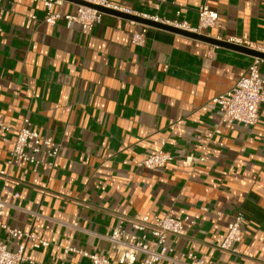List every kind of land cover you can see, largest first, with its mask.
<instances>
[{
    "label": "crops",
    "instance_id": "crops-1",
    "mask_svg": "<svg viewBox=\"0 0 264 264\" xmlns=\"http://www.w3.org/2000/svg\"><path fill=\"white\" fill-rule=\"evenodd\" d=\"M109 1L168 19L185 9L192 26L207 5L219 20L205 35L264 45V0ZM58 10L75 12L76 4ZM44 17L33 0H4L0 10V172L10 177L0 178V198L9 204L1 221L50 244L29 243L22 264H92L66 248L109 255L114 228L124 222L134 233L131 220L169 212L195 222L169 237L175 253L264 264V106L255 126L222 123L211 106L247 73L253 56L152 26L136 46L132 35L143 24L110 14L87 36L78 25L49 26ZM261 72L264 78V64ZM26 117L61 144L52 169L9 165ZM216 128L221 133L210 137ZM159 151L174 160L139 167ZM187 157L206 161L187 164ZM237 212L247 218L239 253L222 252L217 244Z\"/></svg>",
    "mask_w": 264,
    "mask_h": 264
},
{
    "label": "built area",
    "instance_id": "built-area-1",
    "mask_svg": "<svg viewBox=\"0 0 264 264\" xmlns=\"http://www.w3.org/2000/svg\"><path fill=\"white\" fill-rule=\"evenodd\" d=\"M4 0H0V10ZM43 5L45 9L44 21L49 26H56L64 22L67 28L78 25L84 35H90L94 27L103 22L104 13L97 9L76 5L75 12L58 10L62 7L65 0H33ZM96 6L118 10L127 14L148 19L154 23L166 25L175 29L205 34L206 31L214 28L219 20V13L207 5H203L198 10V24L192 26L186 18V10L178 9L175 18L168 19L159 15L150 16L147 14L134 13L133 11L120 8L110 3L109 0H82ZM136 24V23H134ZM148 25L143 24L142 30H135L132 35V44L143 46L146 42ZM2 32L0 26V33ZM231 44L245 46L252 50L264 53V45H254L237 37L228 39L218 38ZM264 59L253 57L247 73L242 76L236 85L229 91L214 98L211 106L218 109L221 113V122L225 124H244L255 126L259 122L260 111L264 106V78L261 66ZM3 129L6 126L1 124ZM221 129L216 128L209 134L210 137L220 134ZM61 144L49 136H44L32 127L29 118H23L21 128L18 131L14 150L9 161L10 166L20 164L46 165L52 169L59 157ZM174 160L169 152L159 151L148 156L140 164V168L159 169L165 168ZM206 158L187 157L186 163L204 162ZM0 178L9 182L10 177L7 171L0 172ZM8 197L18 199L20 194L4 189ZM9 204L5 199L0 198V232L7 235V242L0 239V264H22L29 261L25 257V251L29 243L34 248H47L49 242L40 240L36 235L23 232L12 228L1 221L5 215V210ZM134 233L124 230V222L114 228L108 237L111 243L109 255L88 253L83 250L68 247L66 253H75L91 260L92 264H112L113 256L119 264H223L208 263L193 253H175V250L168 245L171 236H182L188 224L194 225L195 222L189 217L178 218L174 212H169L165 217L155 216L153 218L144 216L130 221ZM247 218L242 212H237L233 219L228 223V231L225 239L217 244L222 252L239 253L237 245L243 240L244 227ZM18 248L13 251L10 248L11 242Z\"/></svg>",
    "mask_w": 264,
    "mask_h": 264
},
{
    "label": "water",
    "instance_id": "water-1",
    "mask_svg": "<svg viewBox=\"0 0 264 264\" xmlns=\"http://www.w3.org/2000/svg\"><path fill=\"white\" fill-rule=\"evenodd\" d=\"M66 2H71L74 3L76 5H82V6H86V7H90V8H94L99 10L100 12L104 13V14H110V15H115L121 18H125V19H129L132 20L134 22L140 23V24H145L148 26H152V27H156L159 28L161 30H165V31H169V32H173L176 34H180L192 39H196L199 41H203L212 45H216V46H222V47H226V48H230L248 55H251L253 57H257V58H261L264 59V53L256 51V50H252L250 48H247L245 46H239L236 44H231L228 43L224 40H219V39H215V38H211L205 34H196V33H191V32H187V31H183V30H179V29H175L166 25H162V24H158V23H154L148 19H144L141 18L139 16H135V15H131V14H127L118 10H114V9H109V8H104L101 6H96L93 5L91 3L82 1V0H65Z\"/></svg>",
    "mask_w": 264,
    "mask_h": 264
}]
</instances>
